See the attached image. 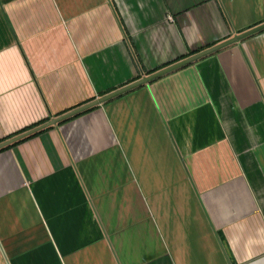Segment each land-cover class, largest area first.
Instances as JSON below:
<instances>
[{"label":"crops","instance_id":"0c3cea01","mask_svg":"<svg viewBox=\"0 0 264 264\" xmlns=\"http://www.w3.org/2000/svg\"><path fill=\"white\" fill-rule=\"evenodd\" d=\"M261 23L264 0H0V143ZM0 264H264V30L1 149Z\"/></svg>","mask_w":264,"mask_h":264},{"label":"water","instance_id":"95a60500","mask_svg":"<svg viewBox=\"0 0 264 264\" xmlns=\"http://www.w3.org/2000/svg\"><path fill=\"white\" fill-rule=\"evenodd\" d=\"M262 30H264V23H261V24L255 26V27H252V28H250V29H248V30H246L244 32L239 33V34H236V35L232 36L231 38H228L226 40H223L220 43H217V44H215L213 46H210L207 49L199 51V52H197V53H195V54H193L191 56H188V57H186V58H184L182 60H179V61H177V62H175V63H173V64H171L169 66H166V67H164V69L162 68V69H160V70H158V71H156L154 73H150L149 75L144 76L141 79H139V80L127 85V86H124V87H122V88H120V89H118V90H116V91H114V92H112L110 94H107V95H105V96H103V97H101V98H99V99H97V100H95L93 102H90V103H88L86 105H83V106H81L79 108H76L75 110H72V111H70V112H68L66 114H62L61 116L53 118V119H51L50 121H48V122H46L44 124L36 126V127L32 128V129H30V130H28V131H26V132H24L22 134H19V135L15 136V137H13V138H11L9 140H6V141L0 143V149L5 147V146H8V145H10V144H12V143H14L16 141H18V140H20V139H22L24 137H27V136H29L31 134H34V133H36V132H38V131H40V130H42L44 128H47V127L52 126V125H55L58 122H60L61 120H64V119L70 117V115L72 116L74 114H77V113L89 108V107H92L93 105H96V104L101 103V102H103L105 100L111 99L112 97H114L116 95H119V94H121V93H123V92H125L127 90H130V89L136 87L137 85L139 86L140 84H146L149 81L151 82V80H153V79H155L157 77H160V76H162V75H164V74H166V73H168V72H170V71H172L174 69H177V68L182 67V66H184L186 64H189V63L197 60L198 58L203 57L206 54L212 53V52H214L216 50L218 51L219 49H221V48H223V47H225L227 45H230V44L235 43V42H239L240 40H242V39H244V38H246V37H248V36H250V35H252L254 33L260 32Z\"/></svg>","mask_w":264,"mask_h":264},{"label":"trees","instance_id":"16d2710c","mask_svg":"<svg viewBox=\"0 0 264 264\" xmlns=\"http://www.w3.org/2000/svg\"><path fill=\"white\" fill-rule=\"evenodd\" d=\"M195 52H197V51H194V52H192V53H195ZM36 125H38V124H35L34 126H36ZM12 144H13V143H12ZM12 144H11V145H12ZM8 146H10V145H8ZM8 146H5V147H3V148H6V147H8ZM3 148H1V149H3ZM1 149H0V150H1Z\"/></svg>","mask_w":264,"mask_h":264}]
</instances>
